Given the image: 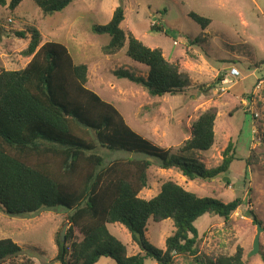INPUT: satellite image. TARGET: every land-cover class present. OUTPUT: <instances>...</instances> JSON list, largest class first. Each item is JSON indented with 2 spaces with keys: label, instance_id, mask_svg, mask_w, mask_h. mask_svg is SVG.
<instances>
[{
  "label": "trees",
  "instance_id": "16d2710c",
  "mask_svg": "<svg viewBox=\"0 0 264 264\" xmlns=\"http://www.w3.org/2000/svg\"><path fill=\"white\" fill-rule=\"evenodd\" d=\"M23 0H0L12 10ZM45 15L64 10L75 0H33ZM189 16L203 29L211 19L194 11ZM125 9L118 6L106 24L92 26L110 40L102 46L107 55L127 46V55L148 67V75L137 76L126 69L118 77L141 84L149 96L175 95L185 90L188 77L178 61L165 57L162 48H151L121 24ZM152 30L162 31L163 26ZM168 33V32H167ZM26 37L24 31L17 32ZM169 34L178 36L180 33ZM198 38L192 40L197 43ZM33 29L32 39L23 51L32 56L22 69L0 70V206L12 216L37 215L43 211L66 210V240L57 238V261L62 264H97L102 257L116 264H175L178 258L190 264H248L244 248L213 258L198 247L196 221L210 213L224 218L244 204L241 197L224 202L212 196H199L176 180L162 183L150 199L139 196L148 186L150 158L123 157L119 151L156 158L158 167L176 169L189 180H211L226 173L236 159L232 140L223 150L221 164L208 168L194 155L215 143L218 108L203 111L192 124V136L177 152L163 148L135 131L120 111L88 87L89 65L77 62L61 42L46 41ZM222 76L217 78L218 81ZM112 157L108 163L98 149ZM250 206L251 200H246ZM249 214L257 224L252 209ZM172 219L174 231L166 248L153 245L146 236L149 220ZM120 223L131 233L140 252L129 255L127 246L110 229ZM76 230L78 233H76ZM21 246L11 238L0 239V264L17 258ZM11 264H35L32 259Z\"/></svg>",
  "mask_w": 264,
  "mask_h": 264
},
{
  "label": "rangeland",
  "instance_id": "374dc122",
  "mask_svg": "<svg viewBox=\"0 0 264 264\" xmlns=\"http://www.w3.org/2000/svg\"><path fill=\"white\" fill-rule=\"evenodd\" d=\"M120 5L125 9L121 24L125 31L151 48H162L167 59L180 63L181 73L188 77L189 85L184 91L151 97L141 84L115 74L126 69L137 76L148 75L146 65L127 55V46L114 55L105 54L102 46L110 36L92 31V26L108 23ZM191 11L210 18L211 24L203 29L189 16ZM157 25L164 30H152ZM33 29L40 33V45L46 41L64 43L77 62L88 63V87L113 104L135 131L163 148L172 147L177 152L192 136V124L199 115L217 106L215 143L207 151H196L194 156L208 168L216 167L232 140L236 159L226 173L214 179L189 180L180 171L162 169L158 159L138 152L119 151L117 155L153 160L148 186L139 193L142 198L157 195L162 183L169 179L199 196L224 202L241 197L244 204L232 214L229 223L210 213L196 221L198 247L216 258L233 254L240 245L248 264H264V0H75L53 15H45L33 0H23L14 10L0 4V70L22 69L29 63L32 56H25L23 51L32 39ZM20 31L26 37L18 35ZM195 38L198 42L192 44ZM231 66H236L241 75L233 83L221 85L217 78ZM221 87L228 90L222 91ZM98 151L106 163L116 156L103 148ZM248 199L250 206L245 202ZM251 209L263 230L260 250L250 256L259 229L249 214ZM67 213L60 209L35 216H12L0 206V239L11 238L22 248L17 258L3 264L28 258L35 264H62L55 260L57 238L66 225ZM108 226L126 244L129 255L140 252L125 226ZM174 228L172 219H151L146 236L153 245L165 249L166 238ZM97 264L116 262L102 257ZM146 264L156 262L147 260ZM175 264L190 263L178 258Z\"/></svg>",
  "mask_w": 264,
  "mask_h": 264
},
{
  "label": "built area",
  "instance_id": "2783aa9c",
  "mask_svg": "<svg viewBox=\"0 0 264 264\" xmlns=\"http://www.w3.org/2000/svg\"><path fill=\"white\" fill-rule=\"evenodd\" d=\"M241 75L240 70L236 66L229 67V70L223 74L222 79L220 80L221 85L223 84H231L234 82L236 78H238ZM222 91L228 90L227 87H221ZM255 117L258 116L257 113L254 115Z\"/></svg>",
  "mask_w": 264,
  "mask_h": 264
},
{
  "label": "water",
  "instance_id": "95a60500",
  "mask_svg": "<svg viewBox=\"0 0 264 264\" xmlns=\"http://www.w3.org/2000/svg\"><path fill=\"white\" fill-rule=\"evenodd\" d=\"M66 227H67V224L64 226L63 231H62V234H61V238H62L63 241H65V229H66ZM258 228L259 229H258L257 234L255 236L254 246H253L252 252L250 253V256L258 253L259 250H260V234H261V231L263 230L261 228V224L260 223H258Z\"/></svg>",
  "mask_w": 264,
  "mask_h": 264
},
{
  "label": "crops",
  "instance_id": "0c3cea01",
  "mask_svg": "<svg viewBox=\"0 0 264 264\" xmlns=\"http://www.w3.org/2000/svg\"><path fill=\"white\" fill-rule=\"evenodd\" d=\"M257 117V116H256ZM253 147H255V146H253Z\"/></svg>",
  "mask_w": 264,
  "mask_h": 264
}]
</instances>
